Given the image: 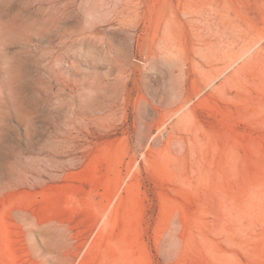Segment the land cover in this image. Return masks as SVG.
Listing matches in <instances>:
<instances>
[{"label":"rangeland","instance_id":"obj_1","mask_svg":"<svg viewBox=\"0 0 264 264\" xmlns=\"http://www.w3.org/2000/svg\"><path fill=\"white\" fill-rule=\"evenodd\" d=\"M0 264H264V0H0Z\"/></svg>","mask_w":264,"mask_h":264},{"label":"water","instance_id":"obj_2","mask_svg":"<svg viewBox=\"0 0 264 264\" xmlns=\"http://www.w3.org/2000/svg\"><path fill=\"white\" fill-rule=\"evenodd\" d=\"M133 67L136 68V67H143V64L137 62V61H134L133 62Z\"/></svg>","mask_w":264,"mask_h":264}]
</instances>
